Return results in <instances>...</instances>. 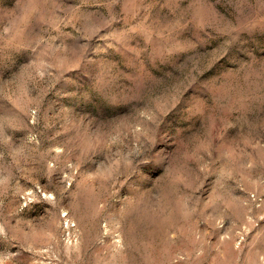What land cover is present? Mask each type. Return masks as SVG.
I'll return each mask as SVG.
<instances>
[{"label":"rangeland","instance_id":"1","mask_svg":"<svg viewBox=\"0 0 264 264\" xmlns=\"http://www.w3.org/2000/svg\"><path fill=\"white\" fill-rule=\"evenodd\" d=\"M0 264H264V0H0Z\"/></svg>","mask_w":264,"mask_h":264}]
</instances>
